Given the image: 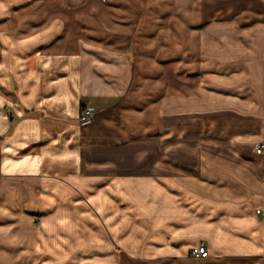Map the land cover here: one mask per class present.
<instances>
[{"label": "crops", "instance_id": "0c3cea01", "mask_svg": "<svg viewBox=\"0 0 264 264\" xmlns=\"http://www.w3.org/2000/svg\"><path fill=\"white\" fill-rule=\"evenodd\" d=\"M146 1L0 0V264H264V0H184L197 69Z\"/></svg>", "mask_w": 264, "mask_h": 264}, {"label": "rangeland", "instance_id": "374dc122", "mask_svg": "<svg viewBox=\"0 0 264 264\" xmlns=\"http://www.w3.org/2000/svg\"><path fill=\"white\" fill-rule=\"evenodd\" d=\"M192 2V1H191ZM213 3L210 4L209 2L204 3V5H208L207 9L208 10H213L214 7V1H212ZM144 4L149 3L148 1L144 0L143 2ZM150 4H154V6H157L159 8L157 13V20L159 23V29H160V41L162 42L163 40H166V36L168 33V37L169 39L175 41L176 43V49H175V55L178 58L179 54H182V44L184 41L186 42H190V48L188 49L190 56H191V69L192 68H198L197 67V53L195 55L194 58V52H196V48L194 47L196 42H198V35L196 34V30H197V26L200 25L201 23L207 21L210 19V17L208 16H201V17H194V16H189V15H185L183 16L184 13V0H174V7H175V16L174 18H171L170 15L167 17L166 14V9L170 8L171 5L173 4V1L171 0H153L151 1ZM210 8V9H209ZM198 11V10H197ZM155 20V17L153 18ZM170 22H173V32L169 31L167 29V26L169 25L170 29H171V24ZM166 30L169 31L166 33ZM172 30V29H171ZM209 56V55H208ZM182 61V60H181ZM183 65H177L176 64V71L180 72L179 69L182 68ZM183 70V69H182ZM195 80V79H194ZM181 85H182V81H176V87L179 89L178 91L181 92ZM182 114H179L178 116H176V118H174L171 122H169V124H171L170 128L173 129L170 133V137L172 138V136H174L175 138V142H178L179 140H176L177 137H182L184 135V132H188V127L186 126L187 124H190V127L194 126L193 125V120L188 121L186 119L181 118ZM170 120V119H169ZM165 129L162 130V128H160L159 130V136L161 137H166L165 134H163L162 132H165ZM162 130V131H161ZM168 130V129H167ZM166 130V131H167ZM192 131V133L194 132V135H198L197 134V130L191 128L190 132ZM174 132V133H173ZM173 134V135H172ZM184 137V136H183ZM256 150V148H255ZM78 196V204H76L77 206L72 209V210H62V211H66L69 214V217H71V215L73 216L72 218L75 219H79L82 218V220L86 221V218L88 215L90 216H95L100 218L101 215H99V212L92 207V204L88 201L89 196L87 193H83L80 192L77 194ZM72 213V214H71ZM32 220V222L34 223V225H37L39 223V221L41 220L40 217H31L30 218ZM71 260H69V262L67 264L73 263L70 262ZM149 264V261L146 262H140L137 261L133 258H126V263L124 264ZM10 264H38V260H36L35 262H30L28 260V258H14L11 260Z\"/></svg>", "mask_w": 264, "mask_h": 264}, {"label": "built area", "instance_id": "2783aa9c", "mask_svg": "<svg viewBox=\"0 0 264 264\" xmlns=\"http://www.w3.org/2000/svg\"><path fill=\"white\" fill-rule=\"evenodd\" d=\"M95 113V109L90 106H81L78 111L77 123L80 126H88L92 122V116ZM264 150V145L256 147V153L260 154ZM259 214V211H256ZM190 257L196 259H204L208 256L206 247L204 244H200L197 248L190 250Z\"/></svg>", "mask_w": 264, "mask_h": 264}]
</instances>
